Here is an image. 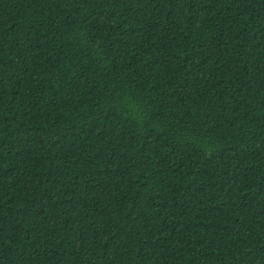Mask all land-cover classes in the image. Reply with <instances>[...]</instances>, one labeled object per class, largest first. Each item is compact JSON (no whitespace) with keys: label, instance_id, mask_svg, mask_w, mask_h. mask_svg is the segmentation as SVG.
Segmentation results:
<instances>
[{"label":"trees","instance_id":"1","mask_svg":"<svg viewBox=\"0 0 264 264\" xmlns=\"http://www.w3.org/2000/svg\"><path fill=\"white\" fill-rule=\"evenodd\" d=\"M0 264H264V0H0Z\"/></svg>","mask_w":264,"mask_h":264}]
</instances>
